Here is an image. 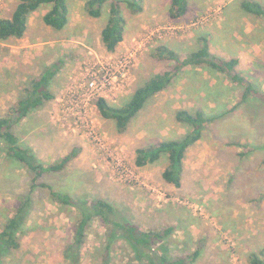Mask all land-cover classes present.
Wrapping results in <instances>:
<instances>
[{"label":"rangeland","instance_id":"1","mask_svg":"<svg viewBox=\"0 0 264 264\" xmlns=\"http://www.w3.org/2000/svg\"><path fill=\"white\" fill-rule=\"evenodd\" d=\"M241 1L264 6V0H189L188 14L178 20L169 15L172 0H142L141 14L124 7L127 26L115 53L107 52L101 36L109 3L99 19L73 10L65 31L44 23L49 6H42L30 16L26 37L0 42V118L14 119L12 110L25 97L24 89L59 64L54 99L18 121L15 130L44 166L73 151L80 155L62 173H48L40 181L77 199L107 201L141 231L173 228L167 239L171 250L182 257L203 251L198 264H249L250 254L264 250V101H243L245 88L230 76L189 67L120 133L115 121L101 117L98 98L82 94L94 68L117 67L131 57L127 79L118 78L121 87L108 99L112 106H125L135 89L174 68L158 57L157 48L185 57L212 27L228 46L211 53L223 60L240 58L237 71L264 96V18L246 14ZM12 2L0 0V19L12 17ZM184 107L214 121L200 145L187 152L184 185L174 189L161 178L165 159L154 172L140 169L135 150L183 135L175 112ZM6 158L1 146L0 232L23 200L32 201L12 264H70L63 250L73 240L77 214L59 207L47 189L31 192L34 175ZM109 234L100 220L93 221L80 264H143L125 241L116 238L110 245Z\"/></svg>","mask_w":264,"mask_h":264},{"label":"trees","instance_id":"2","mask_svg":"<svg viewBox=\"0 0 264 264\" xmlns=\"http://www.w3.org/2000/svg\"><path fill=\"white\" fill-rule=\"evenodd\" d=\"M69 1L19 0L12 17L0 19V42L6 43L13 39L24 38L29 29L30 16L45 5L51 6V9L44 15V23L57 31L65 30L70 23ZM107 3L110 4V17L101 36L107 52L115 53L124 41L127 26V20L123 14L124 7L131 8L136 14H141L144 7L142 0H87L86 13L92 18L99 19ZM241 8L248 15L264 18V6L258 2L241 1ZM188 11L189 0H172L169 12L171 19H181L188 14ZM199 43V49L188 53L185 57H181L178 52L166 46L157 48L158 57L175 63L174 68L158 75L143 87L135 89L131 100L123 107L112 106L107 100L99 99L97 108L101 117L115 121L118 131L124 133L150 99L169 89L176 76L189 67H205L214 74L230 76L233 82L245 88L243 101L249 97H257L264 101L261 91L237 71L240 65L239 59L223 60L214 56L205 37H201ZM58 72L59 64L46 68L39 77L31 81L29 87L24 89L25 97L20 99L12 110L14 119L0 118V147H4L6 159L22 164L34 175L31 192L37 188L47 189L51 199L59 207L68 211L73 210L77 214L73 240L63 250L66 260L70 264L81 263L88 230L93 221L100 220L104 228L110 231L108 236L110 245L116 238L125 241L132 249L130 251L133 257L143 264H191L195 262L200 255L199 250L192 255L182 257L177 256L176 251L169 247L167 239L172 235L173 228L161 231H141L107 201L94 200L91 202L88 199H77L69 193L57 191L40 181L48 173H62L80 155V151H73L59 162L44 166L36 158L33 148L24 145L15 130V124L18 121L28 118L33 112L54 99L52 82ZM175 118L177 122L190 128L189 134L180 140H169L148 148H139L136 151L135 164L138 168H144L155 165L167 157L169 165L163 172L162 178L167 184L181 189L187 152L203 139L214 118L208 117L201 110L195 112L180 110ZM31 207V197L23 200L14 216L0 232V264H12L13 257L20 251L19 235L27 223ZM107 249H110V246ZM108 251L110 252L106 250ZM248 261L249 264H264V250L250 254Z\"/></svg>","mask_w":264,"mask_h":264},{"label":"built area","instance_id":"3","mask_svg":"<svg viewBox=\"0 0 264 264\" xmlns=\"http://www.w3.org/2000/svg\"><path fill=\"white\" fill-rule=\"evenodd\" d=\"M131 57H127L121 64L114 67L112 65L103 66V69L94 68L89 74V81L82 90L83 97H93L99 99H105L108 101L109 94L119 91L120 87L117 85L118 78L123 80L127 79V75L131 68ZM78 106V105H77ZM87 109L86 105L83 108ZM95 140L94 136H92Z\"/></svg>","mask_w":264,"mask_h":264},{"label":"crops","instance_id":"4","mask_svg":"<svg viewBox=\"0 0 264 264\" xmlns=\"http://www.w3.org/2000/svg\"><path fill=\"white\" fill-rule=\"evenodd\" d=\"M13 2L10 4V7H11V5H13L14 6V9H13V11H12V14L14 13V11H15V9H16V7H17V5H18V2H19V0H12ZM86 2H87V0H74V1H72V4H73V6H72V9L70 8V17H71V14H72V11L74 10L76 13L79 11V9H81V10H85V4H86ZM236 2V1H235ZM69 4L71 5V0H70V2H69ZM50 9H51V6H49L48 7V9H47V12L48 11H50ZM84 12H86V10L84 11ZM35 13H37V12H35ZM87 14V13H86ZM88 15V14H87ZM70 20H71V18H70ZM31 22H32V20H31V17H30V20H29V27H30V25H31ZM70 24V23H69ZM68 27H69V25H68ZM51 30V29H50ZM52 31V30H51ZM63 31H65V30H63ZM103 31V30H102ZM216 31H217V29H214V28H212V27H210V28H208L207 30H205V33H204V35H205V38L208 40V42H209V45H210V50H211V52H212V50H214L213 48H223V47H225V46H228V44L226 43V44H224L223 42H224V38H220V36L219 35H216ZM26 35H27V33H26ZM26 37V36H25ZM15 40H19V39H15ZM217 42H220V44H217ZM222 43V44H221ZM223 44L225 45V46H223ZM122 45V44H121ZM195 47H197V46H195ZM199 49V46L197 47V48H195V50H198ZM237 59H239L240 61H241V59L240 58H237ZM154 99V98H153ZM180 110H188V111H190V112H195L193 109H188L187 107H184V108H180L179 110H177L176 112H175V116H176V113L178 112V111H180ZM197 111V110H196ZM176 119V118H175ZM176 121V120H175ZM176 124H178L179 125V131H181V132H184V134L183 135H180L179 137H175V138H168L169 140H180V139H183L184 137H186L188 134H189V132H190V128L189 127H187V126H185V125H183V124H181V123H179V122H175ZM164 133H167L166 131L164 132ZM163 133V134H164ZM168 140V141H169ZM201 142V141H200ZM200 142H198L195 146H193L192 148H190L189 149V151L191 150V149H193L194 147H197L198 145H200L199 143ZM158 143H160V142H158ZM155 144H157V143H155ZM154 144V145H155ZM153 146V145H152ZM141 148H148V147H141ZM139 149V148H138ZM137 149V150H138ZM137 150H135V153H136V151ZM135 158H136V155H135ZM165 159V161H166V163H165V166H164V168H163V170H162V173H161V178H162V174H163V172L165 171V169L168 167V159H167V157H165L164 158ZM154 167H158V166H156V164L155 165H149V166H147V167H144V168H140V169H148V170H150V171H152V172H154L155 171V169H154ZM186 172H187V170H186V162H185V172H184V176H183V185H184V181H185V176H186ZM167 185V184H166ZM170 187H173L174 189H177V188H175L174 186H172V185H169ZM150 231V230H149ZM174 251H176V252H178V255H180V256H182L181 255V253L179 252V250H174ZM173 251V252H174ZM191 251V250H190ZM197 251V250H196ZM196 251H194L193 253H195ZM205 251V250H204ZM253 251H255V250H253ZM203 252V251H202ZM202 252H200V255L198 256V258L196 259V261L195 262H193V263H191V264H198L199 263V261H201L202 260V257H200L201 256V253ZM258 251H256V252H254V253H257ZM190 253H192V252H189V254H187V255H190ZM192 253V254H193ZM206 253H208L207 252V250H206ZM191 254V255H192ZM186 256V255H185ZM200 257V258H199ZM216 264H221L220 262H216Z\"/></svg>","mask_w":264,"mask_h":264}]
</instances>
